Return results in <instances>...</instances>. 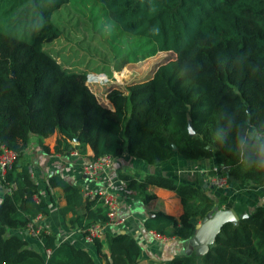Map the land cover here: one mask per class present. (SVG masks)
Instances as JSON below:
<instances>
[{
    "label": "trees",
    "instance_id": "trees-1",
    "mask_svg": "<svg viewBox=\"0 0 264 264\" xmlns=\"http://www.w3.org/2000/svg\"><path fill=\"white\" fill-rule=\"evenodd\" d=\"M70 0H0V143L17 152L1 183L10 188L0 201V264H137L140 246L128 233L103 232L93 242L95 256L54 233L42 234L44 251L8 230H25L37 213H49L27 164H18L31 134H58L55 150L67 152L69 140L89 145L93 160L128 155L148 165L171 159L223 155L229 182L264 183V0H95L128 33L154 44L143 58L159 51L175 54L158 64L152 76L125 90L107 92L112 109L100 103L85 83V71L61 68L43 44L61 30L51 17ZM133 60H127L130 62ZM192 126L194 134L189 132ZM19 167V170L17 168ZM216 171L212 168L208 173ZM144 203L155 198L146 184L176 192L182 213L151 211L146 231L167 238L189 239L212 210L206 188L169 176L144 174L139 181L120 174ZM47 187H59L72 226L106 223L100 201L82 198L81 187L58 175ZM107 250V253L103 249ZM46 250L50 252L47 254ZM152 264V263H149ZM169 264H264V205L238 223H225L201 256H174Z\"/></svg>",
    "mask_w": 264,
    "mask_h": 264
},
{
    "label": "crops",
    "instance_id": "crops-1",
    "mask_svg": "<svg viewBox=\"0 0 264 264\" xmlns=\"http://www.w3.org/2000/svg\"><path fill=\"white\" fill-rule=\"evenodd\" d=\"M57 137V133L41 139L31 134L17 165L19 167L21 164L28 165L30 174L33 176L32 180L37 185V194L49 205V213L44 214L41 221L44 231L54 233L58 241L73 242L95 256L93 244L84 242L79 231L80 228L74 227L68 222L72 214L67 213L63 216L59 213V208L65 204L63 190L59 187H47V178L50 175L61 176L67 181L79 185L81 189L92 186V183L83 175L81 165L91 159L93 152L89 145L82 148L77 146L79 154L76 156L70 155V150L67 152L56 151ZM77 143L78 141H74L73 145H78ZM210 168L226 170L223 155L216 153L212 158L187 160L176 152L171 159L153 165H148L128 155L114 158L113 165L106 173L100 175L96 185L109 187L118 195L120 201L118 215L124 221L121 226L105 225L104 232H123L132 235L140 246L137 264H169L172 257L192 252L196 257L201 258V254L195 253L199 246V243H194L195 232L187 240L167 238L161 241L156 239L150 231H146L143 226L144 219L149 216L151 211L159 210L175 217L182 213L183 207L176 192L153 184H146V193L154 195L155 198L144 203L137 191L127 187L126 181L121 179L119 175L122 173L129 174L139 181H143L144 174L154 173L172 177L177 182L190 183L197 188L203 187L204 183H207L208 185L204 188L213 199L211 213L230 208L238 218L241 213H250L256 206L264 205V183L253 185L251 183L230 182L226 188L216 189L208 183ZM7 191L8 189L0 181V201ZM201 219H194L195 225L201 223ZM8 233L23 236L33 249L39 252L44 251L43 239L38 240L31 237L26 229H10ZM104 235L105 233L101 236V240H104ZM103 251L107 253L105 248ZM97 261L100 264L104 262L99 258Z\"/></svg>",
    "mask_w": 264,
    "mask_h": 264
},
{
    "label": "rangeland",
    "instance_id": "rangeland-1",
    "mask_svg": "<svg viewBox=\"0 0 264 264\" xmlns=\"http://www.w3.org/2000/svg\"><path fill=\"white\" fill-rule=\"evenodd\" d=\"M51 19L61 35L45 42L44 50L61 68L85 71L88 89L110 109L106 98L109 90L124 91L131 83L150 78L158 64L175 57L171 51H159L142 59L154 44L144 36L124 31L105 5L95 0H70Z\"/></svg>",
    "mask_w": 264,
    "mask_h": 264
},
{
    "label": "built area",
    "instance_id": "built-area-1",
    "mask_svg": "<svg viewBox=\"0 0 264 264\" xmlns=\"http://www.w3.org/2000/svg\"><path fill=\"white\" fill-rule=\"evenodd\" d=\"M76 139L69 140L71 144V149L69 154L76 156L79 154L77 150V145H73ZM78 144V143H77ZM74 146V147H73ZM17 159V152L7 145L0 143V181L4 179L6 173L12 168V165ZM114 157L110 154L101 155L93 160H88L82 163L81 171L83 175L92 183V186L81 189V195L83 199L90 201H100L106 210V223L102 224L100 222L91 223L86 228H80L82 238L84 242L88 244H93L95 239H100L104 232L105 225L121 226L124 219L118 215L119 208V197L115 194L109 187L102 186L98 187L96 184L99 181L100 175L106 173L113 165ZM214 170V169H213ZM213 174H209L208 183L216 189H224L229 185V179L226 171L223 169L215 170ZM30 178L33 176L30 174ZM16 183H11L10 189H15ZM33 201L37 204L41 202V199L37 193H34ZM44 214L39 212L34 217H32L26 225L27 233L38 240L43 239L42 234H49L44 231L41 225V221ZM151 234L158 240L164 241L167 237L159 235L155 232L150 231ZM50 251L46 250L48 254Z\"/></svg>",
    "mask_w": 264,
    "mask_h": 264
},
{
    "label": "water",
    "instance_id": "water-1",
    "mask_svg": "<svg viewBox=\"0 0 264 264\" xmlns=\"http://www.w3.org/2000/svg\"><path fill=\"white\" fill-rule=\"evenodd\" d=\"M189 132L194 134L192 126H189ZM207 185V183H204L203 187ZM247 215V212H243L239 215V218H244ZM227 222H231L234 225L238 223V218L230 208L218 210L214 213H207L201 219V223L195 225L194 243H199L195 253L203 255L209 248V245L214 242L215 236L220 231L221 227Z\"/></svg>",
    "mask_w": 264,
    "mask_h": 264
}]
</instances>
